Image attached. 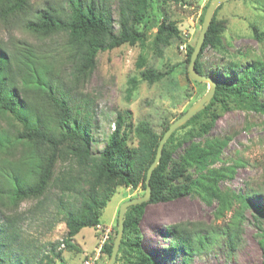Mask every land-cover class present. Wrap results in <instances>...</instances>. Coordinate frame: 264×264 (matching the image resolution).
<instances>
[{"label": "trees", "instance_id": "1", "mask_svg": "<svg viewBox=\"0 0 264 264\" xmlns=\"http://www.w3.org/2000/svg\"><path fill=\"white\" fill-rule=\"evenodd\" d=\"M188 2L119 0L116 30L112 11L104 0H61L38 10L31 0H0V20L19 23L41 42L63 38L64 65L71 76L66 83L40 47L25 44L10 54L0 45V116L15 121L17 128L12 137L24 152L21 166L9 175L11 188L7 204L18 212L22 203L35 202L24 213L16 214L18 220L26 222L29 214H41L47 219L55 209L57 215L48 229L63 221L67 228L64 246L80 252L73 243L74 238L82 229L96 228L101 223L103 210L117 188L145 190L148 168L173 120L164 119L157 130L147 121L135 126L129 112L126 117L119 115L116 130L95 156L89 106L81 105L74 96L78 86L94 71L98 54L123 45L139 46L142 50L135 65L137 76L128 81L129 96L143 82L151 86L171 76L173 69L150 67L145 50L150 42L153 52L162 55L163 48L182 40L181 29L166 15L165 6L170 3L185 6ZM220 6L195 65L201 75H206L201 58L207 48L226 52L224 26L217 19ZM157 13L162 14L159 20ZM251 28L257 40H264V31L256 26ZM192 51L193 47L189 46L187 66ZM222 73L235 74V83L214 79L217 87L210 104L175 131L165 144L150 181L151 199L126 212L124 235L115 264H162L142 244L140 223L148 204L169 202L182 195L198 194L208 201L216 200L220 214L232 209L235 202L239 203L233 216L235 221L220 231L205 229L200 223L176 224L169 229L172 237L169 250L181 254L183 263L206 254L221 237L231 252L238 246L239 225L244 211L253 204L251 196L255 191L249 188L246 194L232 192L229 195L219 188L220 182L234 176L238 166L216 167L230 138H206L203 142L196 139L206 137L227 110L264 113V59H251L239 52L223 64ZM133 134L138 139L136 146L132 143ZM8 137L0 131V148L9 142ZM53 191L59 193L55 201L51 198ZM4 193L0 188V198ZM259 215H264V210H260ZM4 218L0 214V264H55L57 259L63 260L62 249L57 250L55 245L50 249L39 246L17 226L16 217L5 215ZM116 233L117 229L115 236ZM114 239L111 237L101 249V256L108 260ZM261 246L264 250V235Z\"/></svg>", "mask_w": 264, "mask_h": 264}, {"label": "rangeland", "instance_id": "2", "mask_svg": "<svg viewBox=\"0 0 264 264\" xmlns=\"http://www.w3.org/2000/svg\"><path fill=\"white\" fill-rule=\"evenodd\" d=\"M59 1L61 0H31V3L38 10L49 3L55 4ZM104 1L112 11L115 29L118 30L119 0ZM208 3L209 0H189L185 6L174 3L165 6L166 15L181 29L182 40L163 48L162 55L155 54L148 42L149 47L145 53L150 67L159 70L173 69V73L166 80L151 86L145 82L141 83L132 96L128 95V81L137 76L135 65L142 52L141 48L123 45L98 54L94 71L78 86L74 96L81 105L89 106L94 140L92 149L95 156L104 149L108 137L116 130L119 115L126 117L129 112L135 126L141 121H147L160 130L164 119L174 121L208 92L207 83H196L189 78L185 63L187 48L194 47L197 42ZM161 15L157 13L158 20ZM217 19L224 26L223 43L226 52L220 53L207 48L201 62L207 77L233 84L236 75L225 76L222 73V66L229 61L231 55L242 52L251 59H264V40H257L251 28L256 26L264 31V0H228L220 6ZM63 43L61 37L41 42L25 31L19 23H5L0 20V45L4 49L13 54L17 47H23L25 44L40 47L66 83H69L71 76L69 68L64 65L66 56ZM128 121L127 119L126 122ZM16 128L14 120L0 116V131L9 135V142L0 148V188L5 191L0 198L2 219H5V215L7 218H17L16 214L24 213L35 204L26 201L20 205L18 212L7 204L8 191L11 188L9 175L21 166L24 154L23 147L14 142L12 137ZM206 138H230L220 162L216 164L217 168L238 164L234 176L219 183L220 190L231 195L232 192L246 194L251 188L255 193L251 196L253 204L244 211L239 225L236 249L231 252L225 239L221 237L206 254L193 257L187 264H262L264 215H259V212L264 210V113L235 108L227 110L219 116L209 134L197 138L196 141L203 142ZM132 143L133 146L138 144L135 134L132 135ZM144 194L145 190L141 187L136 190L117 188L115 195L103 210L101 223L98 225L100 228H84L74 238L73 243L80 252L64 246L63 239L67 228L63 221L48 229L53 217L57 215L55 209L47 219L42 218L41 214H29L26 222L17 218L15 223L23 232L32 236L39 246L50 249L51 245H55L57 250L62 249L63 260L57 259L55 264H84L86 260L96 256L101 233L110 231L108 241L115 237L116 221L122 204ZM57 196L59 193L53 191L52 200L55 201ZM238 205L239 203L235 202L232 209L220 214L216 200L208 201L198 194L182 195L169 202L148 204L140 223L144 236L142 244L162 264H185L181 254L169 250L172 241L169 229L176 224L200 223L205 229L220 231L235 221L233 216ZM107 262L108 258L101 256L97 264Z\"/></svg>", "mask_w": 264, "mask_h": 264}, {"label": "water", "instance_id": "3", "mask_svg": "<svg viewBox=\"0 0 264 264\" xmlns=\"http://www.w3.org/2000/svg\"><path fill=\"white\" fill-rule=\"evenodd\" d=\"M226 1L228 0H211L210 1L207 7V10H206L204 19H203V24H202L200 34L198 36L195 46L193 47L190 61L187 66L189 78L197 83H207L209 85L208 92L200 100H198L195 104H193L182 116H180L175 121H173L170 124L169 128L163 134L159 142L154 161L151 163L147 171L146 181H145V184H146L145 194L140 198H135V199H131V200L124 202L119 209L117 233H116V236L113 242L112 253H111L110 259L108 260L106 264L116 263L119 248H120L123 235H124L125 216H126V212L128 208L132 206L141 205L143 203H147L151 199L152 189H151L150 181H151L154 170L156 169V167L159 165L161 161L165 144L167 143V141L170 139V137L173 135L175 131L180 129L183 125H185L190 119H192L199 112L203 111L206 108V106L210 104V102L212 101L215 95L217 82L214 79L207 77L206 75H201L197 71L195 65L203 49V45L206 40V35L213 21L215 11L220 5H222Z\"/></svg>", "mask_w": 264, "mask_h": 264}, {"label": "built area", "instance_id": "4", "mask_svg": "<svg viewBox=\"0 0 264 264\" xmlns=\"http://www.w3.org/2000/svg\"><path fill=\"white\" fill-rule=\"evenodd\" d=\"M100 227L97 226V229H99ZM109 230H107L106 232L101 233L100 235V239H99V248L97 249V254L94 258L90 259V260H86L84 262V264H97V262L99 261L100 257H101V249L103 247V245L108 241L109 239Z\"/></svg>", "mask_w": 264, "mask_h": 264}]
</instances>
